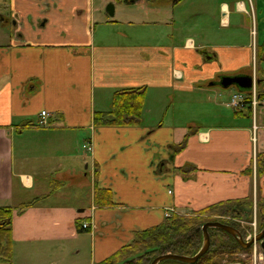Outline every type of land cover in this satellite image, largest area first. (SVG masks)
Instances as JSON below:
<instances>
[{"label": "crops", "instance_id": "crops-1", "mask_svg": "<svg viewBox=\"0 0 264 264\" xmlns=\"http://www.w3.org/2000/svg\"><path fill=\"white\" fill-rule=\"evenodd\" d=\"M111 1L10 0L8 5L4 0L10 13L0 15L1 23L14 24V30L0 34V208L14 210V260L21 241L32 243V257H47L64 250L70 238L81 239L75 227L82 220L76 209L83 200L67 204L68 190H92L84 222L91 226L89 264L106 261L137 232L164 224L171 209L193 214L245 200L253 202L255 218L264 199V177L257 175V156L264 153V106L245 107L224 125L198 124L194 117L188 128L174 126L176 112L161 120L155 108L170 91H195L197 77L185 74L182 63L206 65L211 88L221 87L226 76H253L261 84L264 71L258 78L244 70L264 62L261 0H252L253 46L229 40L212 44L204 18L196 19L209 16V4L217 1L223 26H231L233 15L250 21L244 1L142 0L131 6L115 1L113 17L107 12ZM187 23L189 36L182 41ZM239 55L247 65L234 69ZM184 79L188 84H181ZM138 89L146 90L140 125H95V114H108L116 93ZM232 96L224 103L229 109ZM43 112L50 114L48 128L38 126ZM113 189L125 203L113 202ZM108 190L112 204L98 205L96 194ZM27 192L31 201L23 196ZM28 215L32 231L23 222L18 237V223ZM255 257L252 264H258Z\"/></svg>", "mask_w": 264, "mask_h": 264}, {"label": "trees", "instance_id": "trees-1", "mask_svg": "<svg viewBox=\"0 0 264 264\" xmlns=\"http://www.w3.org/2000/svg\"><path fill=\"white\" fill-rule=\"evenodd\" d=\"M118 4L127 6L134 5L142 0H115ZM181 2L182 0H176ZM259 96L264 97V79L259 85ZM146 101V90H125L115 94L111 111L108 114H95L94 122L97 127L101 126H137L142 123V116ZM249 102V101H247ZM242 110H235L236 114ZM183 149V146H181ZM253 169V168H252ZM253 170H250L252 173ZM257 175L264 177V153L257 156ZM98 205H111V191H98L96 194ZM29 204L21 211L31 207ZM221 211V213H220ZM219 213V214H217ZM12 208H0V264H13L14 253L12 243L13 233ZM224 216L246 219L252 222L254 219L253 202L229 201L208 207L192 216L175 215L160 226L137 232L134 240L127 246L121 248L112 257L99 264H152V262L163 255L173 254L179 256L193 257L199 253L203 245L202 233L196 230L209 222H221L225 225L235 227L241 231L239 225L233 221L207 220L205 216ZM257 219L259 228H264V199L257 204ZM79 232H85L79 221L76 222ZM250 228V227H249ZM243 232V231H242ZM211 246L208 252L195 264H248L241 257L251 255L252 249H243L236 243L235 239L225 231L210 229ZM249 255V256H250ZM161 264H182L175 261H166Z\"/></svg>", "mask_w": 264, "mask_h": 264}, {"label": "rangeland", "instance_id": "rangeland-1", "mask_svg": "<svg viewBox=\"0 0 264 264\" xmlns=\"http://www.w3.org/2000/svg\"><path fill=\"white\" fill-rule=\"evenodd\" d=\"M244 1L249 14H250V21L247 19V17H239L237 15H233L231 18V26H223L222 19H223V13L220 12L219 7H218V2L216 1L214 4H209V11L210 15H197L196 19L198 22H200V19L204 18V23L207 32H210L206 38L207 40L212 43V44H219L222 43L223 41L229 40L231 45H237V46H242V45H256L257 43V34L252 35L251 34V29L253 30V24L255 25V13L252 10V0H240ZM4 0H0V15H4L8 17L10 10L5 8V5H10V0H7V4H4ZM253 3H255V0H253ZM264 0H261V12L264 11L263 6ZM115 5V0H112L109 5ZM188 9H191L190 3L188 5ZM197 11V10H196ZM198 12V11H197ZM260 12V13H261ZM259 13L260 17V23L264 20V15ZM195 19V18H194ZM243 19L245 20V24L243 26ZM236 22L239 23V26L236 27L234 26ZM14 24H5L1 23V18H0V34L2 32H10L14 30ZM189 30L188 28V23L182 27V35H181V40L185 39L186 36H189ZM184 42H182V45ZM235 46V47H237ZM235 61L238 62V67L235 68L233 67L232 63L229 65L233 67L234 69H238L243 67L244 65H247V61L244 57L239 55L238 57L235 58ZM231 62V61H230ZM227 63H223V69L225 71L228 70V66L226 65ZM193 66V65H192ZM220 66V64H219ZM244 70H249V72H253L255 76H258V78L261 76L262 72L264 71V62L256 63L255 66L252 65L250 68H247L244 66ZM181 69L185 74H189L192 72L194 76L197 77L196 82L194 83V87L196 88L194 92H190L188 88H185L184 90H178V91H170L168 93V98L165 100L163 103L162 107L160 108V105H156L155 108H158L160 111V117L161 120L166 119L165 114H168V117H171L172 114L176 112L177 119H174V126L179 125L181 127H189V124L191 120H193L194 117H197V123H210L212 125H224L226 122H229L231 118L235 117V110L229 109L226 107L224 103L228 102V96L230 94H234V92L238 91L237 87H231L229 89H222L219 86L215 87H209V85L213 82L207 78L206 75V65L200 64L199 62L197 64V67L192 68L191 66L187 67L185 63L181 65ZM200 76V77H198ZM217 81H219V74L214 77ZM215 83V82H214ZM181 84H188L187 80H182ZM200 88H203V91L200 92ZM166 94L164 95V97ZM171 97V98H170ZM173 97H176L175 99ZM178 98V100H177ZM202 108V109H201ZM218 117H222L223 120L222 122H218ZM168 121V120H167ZM170 121H168L169 123ZM159 149V147H157ZM156 149V150H157ZM156 152V151H155ZM113 161L115 163L117 162V159L114 158L113 156ZM110 167V166H109ZM108 167V168H109ZM85 169L84 167L82 170ZM86 172V170H85ZM89 183H91V179L89 178ZM91 186V185H89ZM116 187V186H115ZM171 190H174L173 187H171ZM84 191V192H83ZM120 191V190H119ZM114 193V203H125L123 201H118L117 200V190H112ZM124 192V190H123ZM68 198L69 200L67 201V204H75L77 201L76 199L82 198L83 206L81 208H77V217L81 218L82 220L79 221L80 224L82 225L84 222H86V216L87 212L91 209L93 205V199H92V190H80V189H74V190H68ZM32 193H25L23 196L27 197V199H30L29 201L32 200L31 196ZM62 201V199H60ZM257 208V207H256ZM79 209H85L86 212H83L81 214H78ZM221 213V211H220ZM219 214V213H217ZM255 214V213H254ZM183 216H192V214H182ZM14 217V215H13ZM219 220V221H230L234 224H237L240 226L241 225H246L248 226V229L252 228L253 226V221L250 223L246 219H240V218H233L227 216H212L208 215L202 218L203 221L207 220ZM258 221V219L256 218ZM23 222H26L24 229L28 228L29 231H32V216H27L18 223V237H21V232L23 231ZM241 222V223H239ZM252 226V227H250ZM250 227V228H249ZM71 228V227H70ZM69 229V228H68ZM76 230V236H79L81 239L77 238L73 240L70 238L67 241V245L64 250L58 251V252H53L52 254H48L47 257L44 256H34L32 257V243L30 242H20L18 245V248L16 251L18 252V256L15 260H13V264H89L91 261V251H92V242H91V237L88 234V232H79L78 229L75 227ZM262 230V229H261ZM243 231V232H242ZM241 232L246 238L247 236H251L252 230L250 229V232H245L241 228ZM32 233V232H30ZM28 232L25 230L24 231V239H26V235ZM32 236V234H30ZM131 243V242H130ZM128 243V244H130ZM258 254L255 257V254L251 252V255H243L241 257L244 261H247L248 264H252V256L255 257V261L258 262V264H264V257L261 256L260 260V255L262 254V250H258ZM261 253V254H260Z\"/></svg>", "mask_w": 264, "mask_h": 264}, {"label": "water", "instance_id": "water-1", "mask_svg": "<svg viewBox=\"0 0 264 264\" xmlns=\"http://www.w3.org/2000/svg\"><path fill=\"white\" fill-rule=\"evenodd\" d=\"M107 12L110 16L115 15V6L111 4ZM259 84V82H257ZM254 85V77L241 75V76H226L221 79L220 86L223 89H229L231 87H237L241 92H249L252 90ZM210 229L222 230L230 234L243 249H250L255 244H259L264 256V229L256 236L253 240L246 242L243 238L241 232L235 227L225 225L221 222H209L197 228V233H202L203 235V245L198 254L193 257L179 256V255H163L156 258L152 264H161L166 261H175L182 264H195L197 263L210 249L211 246V236L209 233Z\"/></svg>", "mask_w": 264, "mask_h": 264}, {"label": "built area", "instance_id": "built-area-1", "mask_svg": "<svg viewBox=\"0 0 264 264\" xmlns=\"http://www.w3.org/2000/svg\"><path fill=\"white\" fill-rule=\"evenodd\" d=\"M249 100V98L247 97L246 94H241V93H236L232 100H231V107L234 109H239L245 106L246 102ZM250 104L251 106L254 108V110H256L259 106H264V99L260 100L258 98V94L256 89L253 91L252 95L250 96ZM48 114L47 112H43L41 114V120L39 125L41 127H46L48 125ZM177 212L175 210H169V212L167 213V218H171L174 214H176ZM255 230H256V224H253ZM89 226L87 224L84 225V229H88ZM251 237V236H250Z\"/></svg>", "mask_w": 264, "mask_h": 264}]
</instances>
